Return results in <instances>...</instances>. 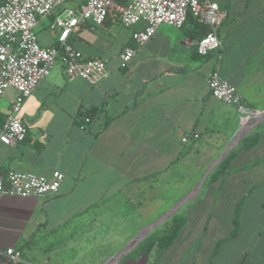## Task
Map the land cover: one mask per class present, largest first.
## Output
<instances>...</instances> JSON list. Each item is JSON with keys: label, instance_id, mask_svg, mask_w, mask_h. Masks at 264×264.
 Masks as SVG:
<instances>
[{"label": "crops", "instance_id": "obj_1", "mask_svg": "<svg viewBox=\"0 0 264 264\" xmlns=\"http://www.w3.org/2000/svg\"><path fill=\"white\" fill-rule=\"evenodd\" d=\"M214 1L227 17L218 30L221 48L205 56L196 51L199 31L190 22L160 25L139 47L131 38L135 27H123L116 15L70 33L67 41L84 58L103 60L109 74L95 85L68 80L56 61L23 103L27 135L14 146L0 144V174L50 177L57 170L64 180L57 195L43 200L0 192V249L26 252L38 236L100 218L135 187L143 194L162 177L197 176L199 156L227 147L241 127L234 107L207 89L216 67L242 103L263 114L225 155L231 154L226 172L185 207V222L159 264H264V0ZM56 11L36 28L42 47L56 41ZM124 46L136 49L127 64L119 58ZM14 97L7 88L0 99V131ZM92 109L81 129L78 113ZM189 133L198 137L181 143ZM253 135L251 147L236 150Z\"/></svg>", "mask_w": 264, "mask_h": 264}, {"label": "built area", "instance_id": "obj_2", "mask_svg": "<svg viewBox=\"0 0 264 264\" xmlns=\"http://www.w3.org/2000/svg\"><path fill=\"white\" fill-rule=\"evenodd\" d=\"M65 2H71V6L63 7ZM56 9V41L51 46L42 47L37 40L36 28L41 19ZM189 12L197 23L207 28L196 40L197 53L205 56L218 51L221 48L218 30L227 11L214 0H126L124 4L119 0H0V99L7 88L15 91L10 111L1 126L0 144L14 146L25 140L27 130L19 117L23 103L56 61L61 63L68 80L81 78L95 85L108 76L103 60L84 58L67 41L75 28L89 21L104 26L109 16L116 15L123 27H135L131 38L139 47L154 36L160 25L181 28ZM135 51L132 46H124L119 52L122 63H129ZM206 85L213 98L234 107L239 119L244 118L242 124L260 117V112L242 103L234 85L223 80L216 67L207 76ZM84 122H89V118ZM79 127L84 128L83 125ZM197 137L196 133L183 135L181 143ZM63 180V173L57 170L50 177L8 170L0 174V192L43 200L57 195ZM19 261L18 249H0V264Z\"/></svg>", "mask_w": 264, "mask_h": 264}, {"label": "rangeland", "instance_id": "obj_3", "mask_svg": "<svg viewBox=\"0 0 264 264\" xmlns=\"http://www.w3.org/2000/svg\"><path fill=\"white\" fill-rule=\"evenodd\" d=\"M62 6H71V2H65ZM260 113L263 114V112ZM243 120L244 118L238 119L239 126L242 125ZM243 130L241 129V134ZM253 131L251 130L249 133ZM231 141H228V143ZM225 148V146L214 147L212 155H209V153L200 155L197 176L193 179L170 180L162 177L161 180L144 186L143 194L139 188L136 189L135 187L129 192L126 198L125 196L120 198L117 205H111L113 208L110 211L109 208H106L100 214V218H91L83 222L80 226L68 227L57 235L47 236L45 238L38 236L34 244L27 248L26 255L28 259L33 264L106 263L116 253L122 250L138 233L141 236L143 231L140 230L142 228L156 222L170 207L175 205L181 198L190 193V191H193L203 179L208 166L218 158ZM234 149H231V152ZM219 164L214 166L205 176L194 197L185 201L175 213L183 216L185 207L190 205L193 199L198 198L206 187L220 179L218 177L216 180H210L211 175L216 171ZM122 199L123 201H121ZM171 217L167 218L149 234L153 233L154 237L161 236L167 228ZM137 245L123 255L116 264H151V261L146 259L145 255L139 256L137 259L129 256ZM256 245L259 246L255 244L253 248Z\"/></svg>", "mask_w": 264, "mask_h": 264}, {"label": "trees", "instance_id": "obj_4", "mask_svg": "<svg viewBox=\"0 0 264 264\" xmlns=\"http://www.w3.org/2000/svg\"><path fill=\"white\" fill-rule=\"evenodd\" d=\"M121 4H124L126 0H119ZM58 11H56L57 13ZM186 22H190L193 28H197L199 31V38L202 37L206 31V27L202 24L196 22L195 18L189 12L186 17ZM95 109L86 111V112H79L78 113V124L82 125L81 123L84 122L85 118H92L94 115ZM83 121V122H82ZM0 123H2L0 121ZM79 125V126H80ZM257 138L253 136L245 137L241 140L239 145L237 146L236 150H241L244 148H249L255 142ZM231 154L228 155L217 167L216 171L211 175L210 180L218 179V177L222 176L230 162ZM184 216L179 213H175L169 223L165 231L159 237H154V234H149L144 240H142L137 247L132 251V254L129 256H133L134 259H137L139 256L145 255L146 259L151 261V264H159V261L163 255V253L171 246L174 239L177 237L181 227L184 224ZM21 254V261L14 263V264H33L30 259H28L26 252L24 251V247L17 248ZM12 264V263H8Z\"/></svg>", "mask_w": 264, "mask_h": 264}, {"label": "water", "instance_id": "obj_5", "mask_svg": "<svg viewBox=\"0 0 264 264\" xmlns=\"http://www.w3.org/2000/svg\"><path fill=\"white\" fill-rule=\"evenodd\" d=\"M240 141V138L238 140H235L233 142H231L225 149L224 151L221 153V155L214 161L212 162L203 179L201 180V182L197 185V187L191 191L190 193H188L186 196H184L183 198H181L175 205H173L172 207H170L168 209V211H166L164 214H162L160 216V218L144 227L143 229H141L140 231H143V234L141 236H139L138 234L122 249L120 250L118 253H116L112 258H110L106 263L104 264H116L117 261L123 256L125 255L127 252H129L131 249H133L141 240H143L153 229H155L157 226H159L162 222H164L167 218L171 217L177 210L178 208L188 199H190L199 189V187L201 186L203 180L205 179V176L213 169L214 166H216L217 164H219L225 157V155L227 154V152L234 146L236 145L238 142ZM139 231V232H140ZM135 241V242H134Z\"/></svg>", "mask_w": 264, "mask_h": 264}, {"label": "bare ground", "instance_id": "obj_6", "mask_svg": "<svg viewBox=\"0 0 264 264\" xmlns=\"http://www.w3.org/2000/svg\"><path fill=\"white\" fill-rule=\"evenodd\" d=\"M256 120H257V119H254L253 121H256ZM253 121H252V122H253ZM249 123H250V122H244V123L241 125L240 130L238 131V133H237L236 137L233 139V141H234V140H238V139L241 137V133H240V132H241V129H243V127L246 126V125L249 124ZM245 128H246V127H245ZM142 234H143V233H142ZM142 234H141V235H142ZM134 242H135V241H134Z\"/></svg>", "mask_w": 264, "mask_h": 264}]
</instances>
